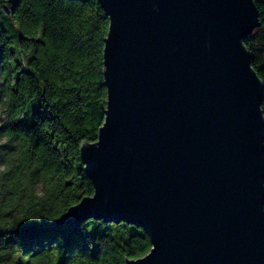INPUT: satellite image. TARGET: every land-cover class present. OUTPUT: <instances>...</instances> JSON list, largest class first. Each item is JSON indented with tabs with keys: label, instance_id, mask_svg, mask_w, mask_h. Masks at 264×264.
<instances>
[{
	"label": "water",
	"instance_id": "water-1",
	"mask_svg": "<svg viewBox=\"0 0 264 264\" xmlns=\"http://www.w3.org/2000/svg\"><path fill=\"white\" fill-rule=\"evenodd\" d=\"M109 18L94 194L50 226L142 228L126 264H264V84L247 38L253 0H97Z\"/></svg>",
	"mask_w": 264,
	"mask_h": 264
},
{
	"label": "trees",
	"instance_id": "trees-1",
	"mask_svg": "<svg viewBox=\"0 0 264 264\" xmlns=\"http://www.w3.org/2000/svg\"><path fill=\"white\" fill-rule=\"evenodd\" d=\"M253 1L261 27L245 45L264 84V0ZM109 24L97 0H0V264H126L151 251L124 222L50 226L94 194L80 146L105 121Z\"/></svg>",
	"mask_w": 264,
	"mask_h": 264
}]
</instances>
